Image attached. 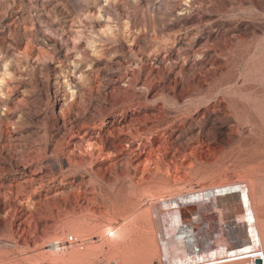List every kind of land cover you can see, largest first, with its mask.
I'll list each match as a JSON object with an SVG mask.
<instances>
[{
  "label": "rangeland",
  "instance_id": "1",
  "mask_svg": "<svg viewBox=\"0 0 264 264\" xmlns=\"http://www.w3.org/2000/svg\"><path fill=\"white\" fill-rule=\"evenodd\" d=\"M160 1L153 11L133 0H0V264H51L37 240L72 219L81 177L102 194L126 183L123 164L110 168L118 155L92 176L70 164L80 135L130 150L161 143L162 161L184 155L217 187L248 177L264 235V0Z\"/></svg>",
  "mask_w": 264,
  "mask_h": 264
},
{
  "label": "bare ground",
  "instance_id": "2",
  "mask_svg": "<svg viewBox=\"0 0 264 264\" xmlns=\"http://www.w3.org/2000/svg\"><path fill=\"white\" fill-rule=\"evenodd\" d=\"M128 1L130 2L131 0ZM133 2H138L153 11L155 9H160L164 5V2L160 0H133ZM72 27L75 31H79L80 29V26L77 24L72 25ZM55 103L56 101L53 102V104ZM189 111H192V109ZM58 114H62L61 109L58 110ZM132 132L133 131H131V133ZM137 134H139L138 131ZM190 136L191 135L188 137ZM99 137L101 136L99 135ZM129 137L131 136L129 135ZM79 138H81L79 141L73 142V147L70 151L71 153L77 151L80 155L78 156L77 152H75L77 156L74 155V157L69 160L70 164L77 166V168H88L92 176V174L96 175L99 173L93 170V166L98 159L101 158L102 160L118 155V157L110 163V168L115 169L117 165L123 164L124 170L122 178L126 180V183H124V181L120 182L122 184H118L119 186L115 188V191L112 193H106L105 191V193L102 194L100 192L102 190H100L99 187L100 191L96 190L97 187L95 188L92 178L86 180L84 178L85 176H80L79 187L81 191L78 190L79 192L77 191L76 193L75 206L71 211L73 216L72 219L67 222L69 225L64 220L61 227L59 225V229L57 228L53 233L51 232L50 237L48 239L46 238L47 240L45 239L46 241L43 240L44 242H42V239H40L41 241L37 240V242H40L36 250V254L39 255L37 258L41 257L51 264H224L234 259H238L242 264H256V259L264 257V235L259 227L260 221L258 222V216L260 214L257 216L256 213V210L258 212L260 207L256 209L254 206L251 196L253 195L251 194L252 187H250L248 177L237 178V181L234 180L235 182L233 183L217 187V184H222V180L211 182V180L214 179L212 178L210 182L208 180V183H204L203 180L206 176L204 178H202V176L200 177V175H203L202 173L199 175L200 166L198 165V168L197 165H195L196 167L185 165L186 160L184 163L182 160L184 155L182 154L178 159H174V156L172 157V152H168L174 160L172 161L171 159L172 162L167 161V163H165L164 160L162 161V159L159 158L161 154H158L159 150L162 151L159 147L164 148L161 143L156 144V147L154 146L159 149L155 150L152 146L147 151L145 144H142L143 142L141 141L142 143L138 144L137 147L135 146L136 148L134 147V149L130 150L127 149V147H117L114 144L109 147L107 146L108 144H105L102 140L103 138L99 142L100 139L96 140L92 135H80ZM180 142L183 143V141ZM236 144L238 143H235V145ZM185 145L186 142L183 146ZM181 148L183 147L181 146ZM187 152L189 153V150ZM189 155L192 156L191 154ZM199 157L201 156L199 155ZM167 159L169 160V157H167ZM188 161L189 160H187V162ZM191 163L192 162H189L188 165ZM260 163H262V161ZM212 166H214L213 163L211 167ZM107 167L108 166H106V169ZM121 168L119 169L120 171ZM244 168L247 169L245 166ZM213 169V171L216 170L215 168ZM226 169L225 171H227ZM120 171L119 174H121ZM211 171L210 169L207 173L210 175L214 173L218 174V172H216L217 170L214 173L213 171L211 173ZM119 174H115L111 178L109 177L111 176L110 173V175H108L109 179L107 177L106 180L115 184L119 179ZM225 174L226 173H223L222 177L226 176ZM244 174L245 173H243V175ZM252 181L253 180H251V183ZM24 187L26 186L24 185ZM101 188L103 189V187ZM72 196L75 197L74 195ZM98 198H101V201H98ZM181 208H184V211L179 213L178 211ZM171 209L175 214L169 215L168 211H171ZM164 212H166V215H164ZM176 212H178V214H176ZM63 216L66 217L65 214ZM50 229L51 228H49V230ZM35 246H37V244ZM4 250L3 248V252ZM32 251L33 256H35V251ZM0 254H2V251ZM3 254L5 255V253ZM12 257L15 258L17 256L14 257L12 255ZM25 257H23V261ZM10 259L11 255L9 260ZM21 259L22 258H20V260ZM31 260H35V262L38 261L36 258ZM11 261L17 264L19 258H17V261L11 259L10 263ZM46 261L44 262L46 263ZM26 262L27 261H25V264L30 263L29 260L27 263Z\"/></svg>",
  "mask_w": 264,
  "mask_h": 264
},
{
  "label": "built area",
  "instance_id": "3",
  "mask_svg": "<svg viewBox=\"0 0 264 264\" xmlns=\"http://www.w3.org/2000/svg\"><path fill=\"white\" fill-rule=\"evenodd\" d=\"M262 257L261 259H263ZM224 264H242L238 259L230 260L229 262H225Z\"/></svg>",
  "mask_w": 264,
  "mask_h": 264
},
{
  "label": "water",
  "instance_id": "4",
  "mask_svg": "<svg viewBox=\"0 0 264 264\" xmlns=\"http://www.w3.org/2000/svg\"><path fill=\"white\" fill-rule=\"evenodd\" d=\"M255 263L256 264H264V258L263 259H256Z\"/></svg>",
  "mask_w": 264,
  "mask_h": 264
}]
</instances>
